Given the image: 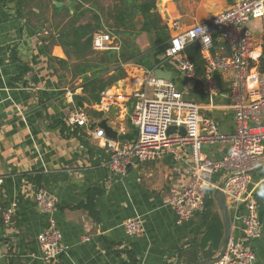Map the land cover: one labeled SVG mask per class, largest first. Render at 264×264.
I'll return each mask as SVG.
<instances>
[{
    "label": "crops",
    "instance_id": "obj_1",
    "mask_svg": "<svg viewBox=\"0 0 264 264\" xmlns=\"http://www.w3.org/2000/svg\"><path fill=\"white\" fill-rule=\"evenodd\" d=\"M57 1L64 4L62 8L69 3ZM238 1L163 0L162 7L171 20L167 25L171 38L191 26L208 22ZM55 8L53 0H0L2 222L6 209H16L10 224L0 223V264H49L39 257L37 238L48 224L47 215L40 212L34 201L39 189L59 198L55 219L64 244L69 246L59 264H186L183 255L190 247L199 220L194 218L178 225L171 204L173 187H182L186 182L183 160L174 158L173 163H165L168 156H173L171 151L162 161L130 165L122 179L110 172L106 166L110 159L108 146L95 137V132L102 129L97 124L110 112L102 111L97 100L78 99L85 96L79 88L82 80L73 79V61L68 65L62 63L68 58L56 39L57 30L66 23L67 12ZM248 27L255 38L253 60L258 68L264 53V18L252 19ZM137 44L142 51L151 48L145 33L137 38ZM162 67L173 72L172 82L184 99L188 95L186 100H198L205 115L214 118L222 131H234V113L224 109L230 102L229 75L216 76L220 96L210 104L209 100L205 102L203 89L195 81H174L175 74L178 80L180 72L173 61L164 59ZM122 68L126 75L107 91L127 98L128 113L118 112L111 121L119 133L116 143L124 147L133 145L138 138L130 117L134 100L129 95L140 89L146 71L153 70L132 63ZM110 71L103 76L105 80L115 74L116 66H110ZM79 101L93 113V135L84 128L68 125L67 117ZM175 133L173 129L171 134ZM229 148L227 144L203 147V153L220 159ZM185 149L192 161L191 148ZM250 176V191L262 224L260 239L252 244L254 264H264V170ZM225 179L219 174L214 182L220 185ZM87 205H92L93 211ZM245 210V206L239 213L230 210L232 240L242 236ZM136 216L142 218L144 233L130 238L124 223Z\"/></svg>",
    "mask_w": 264,
    "mask_h": 264
},
{
    "label": "built area",
    "instance_id": "obj_2",
    "mask_svg": "<svg viewBox=\"0 0 264 264\" xmlns=\"http://www.w3.org/2000/svg\"><path fill=\"white\" fill-rule=\"evenodd\" d=\"M264 18V0H240L231 8L214 16L206 23L196 24L172 37L165 59L173 61L187 80L202 84L203 93L210 104L220 96L216 76L227 74L230 102L224 109L234 113V131L221 130L218 122L203 115L204 107L194 100H186L171 81L155 77L154 70L146 71L141 87L129 95L134 100L130 113L132 125L138 138L131 146H119L106 139L103 129L95 132V137L104 140L110 152L107 168L122 179L134 163L162 161L171 151L174 158L183 160L182 172L186 182L182 187H173L171 204L177 215V224L192 221L205 208L208 194L213 195L219 185L214 177L221 174L231 176L223 191L227 206L239 213L245 206L242 217V236L230 240L227 250L216 264H254L255 252L252 244L260 239L262 224L254 195L250 191L251 176L247 173L264 165V73H260L254 63L255 38L248 24L252 19ZM217 36L218 46L214 44ZM198 43L205 61V74L198 76L194 63L187 54L188 47ZM226 43L231 47L228 54ZM117 37L107 32H98L93 37V50L103 52L119 50ZM70 96L73 93H69ZM126 96L103 93L101 110L128 113ZM93 110V104L91 108ZM71 127L84 128L93 135L92 116L89 108L74 105L67 117ZM170 127L177 133L170 134ZM184 129L186 134H181ZM227 144L228 153L220 159L203 153V147ZM185 147L192 150V161ZM35 204L41 213L47 215V227L39 234L37 241L41 260L49 264H59V259L69 252L63 242L55 213L59 205L57 195L46 189L37 190ZM15 207L3 212V222L10 224ZM128 237H141L144 233L143 221L139 216L124 223Z\"/></svg>",
    "mask_w": 264,
    "mask_h": 264
},
{
    "label": "trees",
    "instance_id": "obj_3",
    "mask_svg": "<svg viewBox=\"0 0 264 264\" xmlns=\"http://www.w3.org/2000/svg\"><path fill=\"white\" fill-rule=\"evenodd\" d=\"M72 2L75 14L66 10L67 19L63 27L57 30L56 39L68 58L63 64H75L72 68L73 79H81L80 89L84 97L79 100L95 102L107 89L111 88L126 73L125 64H135L147 70L162 67L166 51L170 46L171 35L164 23L158 7V0H61ZM98 32H107L117 37L120 49L96 52L93 50V37ZM147 34L151 48L142 51L137 38ZM52 38V37H51ZM189 58L194 63L198 76L205 74V61L198 43L187 49ZM260 73H264V53L258 60ZM110 66H116L115 74L105 80L103 76L110 73ZM197 87L202 84L196 83ZM205 100V99H204ZM198 101V100H197ZM205 102H208L207 99ZM93 116V113H90ZM93 211L92 205H87ZM199 223L194 229L189 249L183 255L186 264H197L217 256L224 237V223L218 204L213 195L208 194L205 208L196 214ZM0 223L2 218L0 216Z\"/></svg>",
    "mask_w": 264,
    "mask_h": 264
},
{
    "label": "water",
    "instance_id": "obj_4",
    "mask_svg": "<svg viewBox=\"0 0 264 264\" xmlns=\"http://www.w3.org/2000/svg\"><path fill=\"white\" fill-rule=\"evenodd\" d=\"M174 2H177L178 0H173ZM55 6L57 8H62L64 6V4L60 1L57 0H53ZM163 4V0H158L157 2V7H158V11L162 13L163 20L165 24H171V20H170V16L168 14L167 11H165L162 7ZM66 8H68L73 14H75L76 12L74 11V5L72 2L67 3ZM214 44L216 46H218V40H217V36H214ZM228 54H231V47L229 45V43L225 44ZM154 75L155 77H157L158 79L161 80H166L171 82L173 79V72L172 71H168V70H164L163 67L157 68L154 70ZM101 97H99L97 99V104L101 105ZM79 108L83 109L84 108V104L82 101L78 102ZM117 115V109L116 108H112L110 110V115L108 117H105L104 119H102L101 122H99L97 125L98 127L102 128L105 131L106 137L109 138L112 141L118 142L119 141V133L118 131H116V129H114V127L111 126V121L114 120V117ZM174 129V127H170L169 129V133L171 134V131ZM91 130H93V125L91 126ZM181 134L185 135L186 131L184 129L181 130ZM174 160V156L170 155L165 159V163H173ZM175 162V161H174ZM264 170V165L251 170L247 173V175H252L256 172L262 171ZM231 176H228L220 185L219 188L216 189L213 193V197L215 199V201L218 204V207L220 209L221 212V216L223 219V223H224V237L223 240L221 242L220 245V250L217 254V256L211 258V259H207V260H200L197 264H216L220 261V259L223 257V255L225 254L228 244L231 240V234H232V220H231V215L227 206V201H226V196L224 194V187L227 184V182L230 180Z\"/></svg>",
    "mask_w": 264,
    "mask_h": 264
},
{
    "label": "rangeland",
    "instance_id": "obj_5",
    "mask_svg": "<svg viewBox=\"0 0 264 264\" xmlns=\"http://www.w3.org/2000/svg\"><path fill=\"white\" fill-rule=\"evenodd\" d=\"M101 2L102 3H108V0H101ZM162 17H163V15H162ZM177 78V74H175V76H174V81H176V82H182L183 83V80H187L182 74H180L179 76H178V80L176 79ZM181 83V84H182ZM186 99L188 98V95H187V97H185ZM229 103H227V105H228ZM203 113V115H205V112H202ZM207 147V146H206ZM218 210L220 211V209L218 208ZM221 213V212H220Z\"/></svg>",
    "mask_w": 264,
    "mask_h": 264
}]
</instances>
